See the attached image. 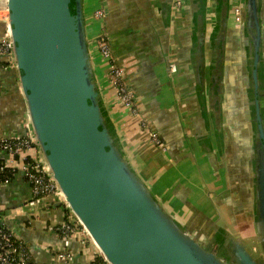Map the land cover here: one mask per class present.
Here are the masks:
<instances>
[{
	"label": "crops",
	"instance_id": "obj_1",
	"mask_svg": "<svg viewBox=\"0 0 264 264\" xmlns=\"http://www.w3.org/2000/svg\"><path fill=\"white\" fill-rule=\"evenodd\" d=\"M5 1L0 0L1 8ZM175 1L84 0L97 77L133 166L163 205L202 241L211 240V225L217 223L256 245L253 136L245 95L250 52L244 17L238 23L230 0L222 60L213 63L209 34L222 0H183L181 6ZM101 7L106 15L98 19L94 13ZM4 13L0 9V36L6 27ZM200 14L206 17L207 29L203 88L192 57ZM260 15L264 26V0ZM100 33L107 35L114 61L125 67L124 81L133 91L136 113L121 102L110 82L107 61L95 46ZM210 67L217 79H210ZM143 122L159 134L164 148L147 141ZM28 126L17 69L5 70L0 74V138L24 136ZM37 152L39 148L28 151L27 158ZM0 157L8 159L5 153ZM18 163L11 162L14 178L0 185V211L8 213L12 232L39 264H92L101 253L82 233L70 241L73 259H56L53 250L62 242L51 227L70 214L52 197L31 208L32 188Z\"/></svg>",
	"mask_w": 264,
	"mask_h": 264
},
{
	"label": "water",
	"instance_id": "obj_2",
	"mask_svg": "<svg viewBox=\"0 0 264 264\" xmlns=\"http://www.w3.org/2000/svg\"><path fill=\"white\" fill-rule=\"evenodd\" d=\"M229 6L230 0L221 1L209 34L213 63L222 60ZM7 9L29 129L69 209L109 264H264L261 119L252 129L251 154L256 245L217 223L211 225V240L202 241L163 205L130 160L97 77L84 0H7ZM260 12L261 0L243 1L240 22L244 17L255 83ZM205 20L203 14L198 16L192 48L202 88L207 71ZM209 77H216L212 67Z\"/></svg>",
	"mask_w": 264,
	"mask_h": 264
},
{
	"label": "built area",
	"instance_id": "obj_3",
	"mask_svg": "<svg viewBox=\"0 0 264 264\" xmlns=\"http://www.w3.org/2000/svg\"><path fill=\"white\" fill-rule=\"evenodd\" d=\"M243 1L244 0H233L235 6L234 12L238 23L241 21ZM175 4L176 6H181L183 0H176ZM0 9L5 12L3 17L6 22L5 32L0 36V74H2L5 70L15 68V62L7 22L9 14L7 0L2 4V8L0 7ZM94 14L96 18L103 19L106 15V10L104 7H101L97 9ZM95 46L100 55L107 61L110 70V82L115 86L118 98L136 113L134 109L135 98L133 91L124 81L125 67L118 65L114 61L111 46L105 33H100L98 35ZM143 133L149 143L155 144L161 148L165 147L159 134L145 122H143ZM37 148L38 146L29 126L24 136L0 138V154L5 153L8 155V159L5 160L6 166H12L11 162H15L18 159L19 163L17 165L31 185L32 195L28 205L31 206V208L37 207L39 204L43 203V201L52 197L53 199L61 201L66 209H68L70 214L68 215V219L63 223L51 227L62 242V246L57 245L53 253L58 261L68 262L74 257L73 253L69 250L70 241L76 238L77 233H82L88 237H90V235L69 209L64 195L58 188L53 177L49 174L47 163L40 150V153L37 152L34 155H29L30 157L27 158L28 155H26V153ZM2 184L4 183L0 185ZM8 222V213L0 211V264H39L32 259L30 251L24 242L19 240L12 232ZM104 261L106 264H109L105 259Z\"/></svg>",
	"mask_w": 264,
	"mask_h": 264
},
{
	"label": "flooded vegetation",
	"instance_id": "obj_4",
	"mask_svg": "<svg viewBox=\"0 0 264 264\" xmlns=\"http://www.w3.org/2000/svg\"><path fill=\"white\" fill-rule=\"evenodd\" d=\"M261 44L259 48V63H258V82L255 83L252 72H253V58L254 55L251 53L249 63L251 66H246L248 69V79L245 84V95L247 97L246 103L249 109V122L252 125V129H255V125L262 120L264 124V26L261 25ZM250 52V51H249ZM255 67V66H254ZM251 127V126H250ZM255 131V130H254Z\"/></svg>",
	"mask_w": 264,
	"mask_h": 264
},
{
	"label": "trees",
	"instance_id": "obj_5",
	"mask_svg": "<svg viewBox=\"0 0 264 264\" xmlns=\"http://www.w3.org/2000/svg\"><path fill=\"white\" fill-rule=\"evenodd\" d=\"M15 168L6 166L5 160L0 157V184L10 182L14 178ZM68 211V209H67ZM92 264H106L102 256H96Z\"/></svg>",
	"mask_w": 264,
	"mask_h": 264
},
{
	"label": "rangeland",
	"instance_id": "obj_6",
	"mask_svg": "<svg viewBox=\"0 0 264 264\" xmlns=\"http://www.w3.org/2000/svg\"><path fill=\"white\" fill-rule=\"evenodd\" d=\"M237 171H239L240 173H241V170L240 169H238ZM242 174V173H241ZM242 176H243V174H242ZM238 177L240 178L241 176L240 175H238ZM244 180V176H243V178H242V181ZM248 197V195H246L245 196V199ZM254 242L256 243L257 242V239L255 238V240H254Z\"/></svg>",
	"mask_w": 264,
	"mask_h": 264
}]
</instances>
